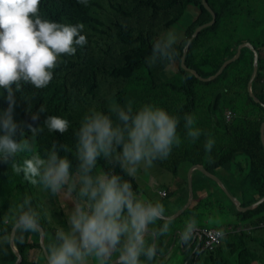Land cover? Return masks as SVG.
I'll return each instance as SVG.
<instances>
[{"label":"trees","instance_id":"trees-1","mask_svg":"<svg viewBox=\"0 0 264 264\" xmlns=\"http://www.w3.org/2000/svg\"><path fill=\"white\" fill-rule=\"evenodd\" d=\"M207 1L216 13V21L192 41L186 64L203 77L212 76L236 54L241 43L251 42L258 52L253 92L261 102L255 101L248 90L254 67V52L249 47L242 48L240 57L209 81L201 80L182 67L181 58L189 38L199 25L212 20L202 0H88L87 6L78 0H41L39 14L42 18L64 24L83 23L81 34L86 36L87 44L76 46L74 55L59 57L53 79L47 87L36 89L29 84L24 85L22 93H16L12 111L18 125L15 138L19 140L23 131L42 156L55 144L59 156L71 160L70 173L75 177L74 132L90 109L109 114L112 103L123 107L131 103L134 110L150 103L179 118L177 135L181 138V144L173 147L170 156L155 161L156 164L176 177L184 172L181 187L187 186L188 169L201 164L210 173L224 179L243 207L256 202L264 196V146L261 141L264 122V0ZM183 19L186 23L182 35L174 45L178 55L172 61H158L149 66L146 58L152 54L155 41ZM173 64H177V69L165 77L164 73ZM8 107L7 92L0 88V112ZM42 107L43 112L40 111ZM227 111L230 119L226 116ZM36 113H39V119L33 121L32 116ZM185 114L193 115L196 127L202 131L196 142L187 138ZM49 115L67 120L68 131L50 132L44 124ZM29 124L43 130L32 137L27 127ZM209 138L214 140V145L211 152H206L205 143ZM65 145L70 151H65ZM29 155L18 154L16 161L22 165ZM10 163L0 160V223L11 205L25 196L32 200L36 209L46 196L50 197L48 202L52 210L55 203L61 202L60 193L53 196L42 186L32 185L24 180L22 172L15 173ZM97 167L104 171L114 170L132 183L135 192L140 196L143 194L135 177L128 176L119 164H109L101 158ZM203 175L200 170L193 174L194 205L178 220L185 222L192 218L197 221L205 214L202 208L206 205L212 216L220 215L225 219L235 215L236 220L221 226L226 233L223 241L232 250L226 251L222 241L214 250L205 249L186 258V264H209L204 261L215 262L220 256L224 260L221 264H264V238L256 235L254 230L241 229V224L246 222L255 227L264 222V202L255 209L239 211L223 190L221 195L208 191V184L201 182ZM206 179L218 186L209 177ZM65 189L67 186L61 191ZM199 189H204L205 196L198 198ZM73 195L77 198L76 193ZM66 202L68 205L70 201ZM59 208L64 207L60 204ZM39 214L48 244L54 240L56 229L44 210ZM203 222L196 224L204 225ZM32 235L40 240L39 233H25L23 243H16L23 257L21 264H35L31 259L32 252L27 253L31 248L39 247ZM255 239L256 244L252 245ZM189 242L190 239L185 241V246ZM234 255L235 261L232 260ZM16 261L10 245L0 246V264H15Z\"/></svg>","mask_w":264,"mask_h":264},{"label":"clouds","instance_id":"clouds-1","mask_svg":"<svg viewBox=\"0 0 264 264\" xmlns=\"http://www.w3.org/2000/svg\"><path fill=\"white\" fill-rule=\"evenodd\" d=\"M40 2L0 0V88L6 90L9 102L8 109L0 112V160L11 161L15 173L22 172L24 180L42 186L53 196L67 186L68 192L76 193L77 198L67 217V228L54 230V240L47 244L46 236L43 240L31 236L39 242V247L31 248V259L38 264L33 250L39 249L46 252H43L46 264H145L141 257L151 262L157 255V246L146 240L150 226L164 220L161 227L152 231L157 238L170 231L171 218L165 216L163 203L145 200L133 190L129 180L114 170H99L97 165L103 158L109 164H119L132 177L141 168L150 169L155 161L167 159L173 147L181 144L177 135L179 118L150 103L135 110L131 103L126 107L112 103L109 114L90 109L74 132L75 177L70 173L71 160L59 156L55 144L42 156L23 131L17 140L18 125L12 115L16 93H22L24 85L29 84L36 89L47 87L59 57L74 55L76 46L87 44L86 36L81 34L83 23L73 25L44 19L39 14ZM78 2L88 4V0ZM177 40L172 31L161 35L146 58L149 66L174 60L178 55L174 48ZM40 111L45 109L42 107ZM32 119L38 120L39 113ZM44 124L50 132L65 133L69 128V122L57 115L47 116ZM27 127L32 137L43 130L32 124ZM184 128L192 142L202 135L191 114H185ZM213 145L214 140L207 139L206 152H211ZM64 148L70 151L67 145ZM21 153L30 154L22 165L16 161ZM195 226V219L186 221L181 238L189 240ZM41 227L39 212L25 196L3 216L0 246L16 245L19 250L16 243H23L24 234L40 235Z\"/></svg>","mask_w":264,"mask_h":264},{"label":"rangeland","instance_id":"rangeland-1","mask_svg":"<svg viewBox=\"0 0 264 264\" xmlns=\"http://www.w3.org/2000/svg\"><path fill=\"white\" fill-rule=\"evenodd\" d=\"M185 23H186V21L183 19L169 31L174 32L176 34L177 38L179 39L181 37V35H182L183 25H185ZM176 69H177V64L171 65L170 69H168L164 73V76L168 77ZM134 177H135L136 181L138 182V184L140 185V187L143 189V194L141 195V197L147 198L148 195H150L152 193L153 194V196H151L152 198L148 197L147 200L158 199V200H161V201L164 200L165 203H167L168 201H171V200H178V201L180 200V194L176 191V189H174L175 185H176V182L178 181L179 177H176L175 175H173L171 172H169L162 165H158V164H156L154 162L153 167H151L150 169L141 168L136 173V175ZM180 177L182 178V182H183V180L185 179L184 178V172H182V175ZM201 178L204 179L203 183L207 184L208 180L206 179V176L203 175V176H201ZM211 184H212V182H211ZM153 185H155V190L153 188L152 189L150 188ZM212 185H213L214 189L216 190V192H219L221 194L222 189L220 188V186H217L215 184H212ZM185 186L183 187L184 189L187 187V186L186 187ZM164 187L169 188L170 192H168V195L166 197L162 198V197L159 196L158 192H159V190L163 189ZM208 191H209V189H208ZM203 195H205V194H203ZM59 199H60L61 202L55 203L56 206L52 210L50 208V204L48 202V200H50V197L46 196V197H44L42 199L43 203L40 204L39 207L36 209L38 212L40 210H44V212L46 213V215L48 217V220L53 221V224H54V227H55L56 230L59 227H64L65 229L67 228V217L70 214V211H71V209L73 207V204H74V202L76 200V197L73 195V193H69L68 190L65 189L64 191L60 192V198ZM67 200L70 201L68 205H67V202H66ZM60 204L64 207L63 209L59 208ZM184 205L185 204H183L181 206V208ZM206 208H207V205L202 208V211L205 212ZM183 219L186 220L185 217H183ZM174 220H176V219H174ZM202 220L203 219L200 218V219H198L196 221V223H201ZM172 222H175V221H171V223ZM185 222H180V221L176 220V224L179 223L181 225V227H182V230L185 227ZM163 223H164V221L163 222L158 221L157 226H154L155 229L157 230L159 227H161L163 225ZM171 223H170V227H171ZM203 223H205L206 226H208V227H218V228H220L221 224L223 223V220H222V217L220 215H215V216H213V219L211 221H209V222H205L204 221ZM169 233H170V231H169ZM260 237L264 238V231L262 232V235H260ZM154 240L155 239L153 238V241ZM255 244H256V239L252 243V245H255ZM224 249L226 251H231L232 250V248L229 246V244H225ZM193 250H194V248L188 250V253L193 252ZM30 252H32L31 249L27 253L29 254ZM33 252H34V260L38 261V264H46V256H43V252H45L44 250L42 251V250H39V249L38 250L34 249ZM223 261H224L223 258L220 256L218 258V260L215 259V262H212V261H206L205 262L204 261V263L209 262V264H221Z\"/></svg>","mask_w":264,"mask_h":264},{"label":"crops","instance_id":"crops-1","mask_svg":"<svg viewBox=\"0 0 264 264\" xmlns=\"http://www.w3.org/2000/svg\"><path fill=\"white\" fill-rule=\"evenodd\" d=\"M189 170H190V168L188 169V171ZM195 171H197V170H195ZM195 171H194V174H195ZM187 176H188V174H187ZM221 179L224 181L223 178H221ZM211 180H213V179H211ZM203 181H204V179L201 178V182H203ZM181 182H182V178L179 177L178 181L176 182L175 188H174L180 194V200L179 201L178 200H171V201H168L167 203H165L164 200L161 201L158 199H151V201H153V202L159 201V202L163 203V205L165 207V216L166 217L172 218L173 216H175L179 212L181 206L183 204H186V202L188 201V197H189L188 178H187V187L185 186L186 187L185 189L183 188L184 186L181 187V185H180ZM224 183H225V181H224ZM207 184L209 186V191H212L215 194L221 195L219 192H216L213 185L209 181H207ZM150 188L151 189L153 188L155 190V185L151 186ZM163 189H166L168 192H170L169 188L164 187ZM158 194L160 197H162L159 192H158ZM203 194H205L204 189H199L198 190V198L205 196ZM151 196H153L152 193L150 195H148V197H151ZM148 197L144 198V199L147 200ZM162 198H164V197H162ZM197 201H198V199L195 200V204L197 203ZM193 205L194 204H192L190 207H192ZM211 213H212V211L210 210V208L207 207L205 209V214L203 215V217L201 219H203V221H205V222L211 221L213 219V216ZM229 216L230 217H225V219H222L223 223L221 224V226L227 222H233L234 220H236L235 215H229ZM178 219L179 218H177L176 220L179 221ZM176 220H173V219L171 220V221H175V222L171 223L170 233H169V237H168L167 242H163L162 238L160 236L158 238H155L154 242L156 243V246H157V255L155 257V260L151 263L147 262L146 259H142L143 261H145V264H186L187 263L186 258H188V257L190 258L191 256L194 255V251L197 247V243H195V242L193 243V241H192L193 239L190 238L189 244L187 246H185V240H183L181 238L180 234L178 233L179 230H182V227L179 223L176 224ZM159 221L163 222L164 220H159ZM157 224H158V221L156 222L155 225L150 226V228L155 231L156 229L154 226H157ZM196 225L202 226V224H196ZM204 225H206V224L204 223ZM220 228L223 229L222 227H220ZM229 228L232 229L231 226ZM241 229H245L248 231L254 230V231H256V235H262V232L264 231V230L260 231L259 229L255 228L254 226L251 225L250 222H246L244 224H241ZM153 238L154 237L152 235V232L150 231L148 236H146V240L149 243H152ZM225 244H227V243H225V240H224L222 242L223 248H224ZM192 248H194L193 252L188 253V250H190ZM232 260L233 261L236 260L235 255L233 256Z\"/></svg>","mask_w":264,"mask_h":264},{"label":"water","instance_id":"water-1","mask_svg":"<svg viewBox=\"0 0 264 264\" xmlns=\"http://www.w3.org/2000/svg\"><path fill=\"white\" fill-rule=\"evenodd\" d=\"M204 7L211 13L212 15V20L209 22H206L205 24L199 25L195 31L193 32L192 36L189 38L185 48H184V52L181 58V65L182 67L187 70L192 72L193 74H195L198 78H200L203 81H209L212 80L214 78H216L218 75H220L223 70L225 69V67L227 65H229L230 63H232L233 61L237 60L242 52V48L244 47H249L253 52H254V67H253V72L252 75L249 79L248 82V90L251 94V96L255 99V101L257 102H261L260 99L254 94L253 92V82L257 76V72H258V52L256 50V48L253 46V44L251 42H244L241 43L237 49L236 54L227 59L222 66L220 67V69L217 71V73H215L212 76L209 77H203L201 76L200 73H198L197 70L190 68L187 64H186V55L188 52V49L190 48V45L192 43V41L198 36V34L206 27H209L211 25H213L216 21V13L215 11L212 9V7L210 6V4L208 3L207 0H202ZM261 141L262 144L264 146V122L262 123L261 126ZM195 170H200L201 172H203L206 176H208L209 178L213 179L215 182H217V184L220 186V188L226 193V195L229 197V199L233 202V204L235 205L236 209L242 212H245L247 210H252L257 208L261 203L264 202V196H262L261 198H259L256 202L252 203L251 205L247 206V207H243L241 204V201L236 198L230 191L229 188L227 187V185L224 183V181L219 178L217 175L210 173L204 166H202L201 164H195L193 166H191L190 170L188 171V187H189V197H188V201L186 202V204L179 210V212L173 216L171 218V220L173 219H177L180 216H182L184 214V212L192 205L193 201H194V197H195V192H194V186H193V174ZM153 230H151L152 232ZM182 232V230H179L178 233L180 234ZM45 234H44V229L41 227V231H40V238L41 240H43ZM162 238L163 242H167L168 237H169V233L167 235H162L160 236ZM157 237H154V239ZM16 258H17V263L16 264H21V253L20 251L17 249L16 245L13 247L11 246Z\"/></svg>","mask_w":264,"mask_h":264},{"label":"built area","instance_id":"built-area-1","mask_svg":"<svg viewBox=\"0 0 264 264\" xmlns=\"http://www.w3.org/2000/svg\"><path fill=\"white\" fill-rule=\"evenodd\" d=\"M226 116L228 119H230V112H227ZM159 193L162 197H166L168 195V191L166 189H161ZM259 227L264 228V222L261 223ZM224 236L225 231H223L221 228L208 227L206 225H196L191 236V238L193 239V243H197L194 255H197L205 249L214 250L223 241ZM192 264H195V262H193Z\"/></svg>","mask_w":264,"mask_h":264}]
</instances>
